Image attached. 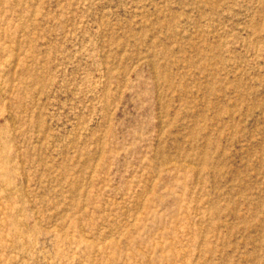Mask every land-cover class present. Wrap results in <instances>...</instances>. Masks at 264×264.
<instances>
[{
  "label": "rangeland",
  "instance_id": "374dc122",
  "mask_svg": "<svg viewBox=\"0 0 264 264\" xmlns=\"http://www.w3.org/2000/svg\"><path fill=\"white\" fill-rule=\"evenodd\" d=\"M0 264H264V0H0Z\"/></svg>",
  "mask_w": 264,
  "mask_h": 264
}]
</instances>
